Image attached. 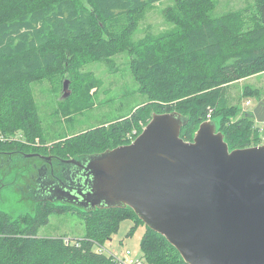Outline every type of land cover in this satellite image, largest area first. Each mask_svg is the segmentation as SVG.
I'll return each mask as SVG.
<instances>
[{
    "label": "trees",
    "instance_id": "1",
    "mask_svg": "<svg viewBox=\"0 0 264 264\" xmlns=\"http://www.w3.org/2000/svg\"><path fill=\"white\" fill-rule=\"evenodd\" d=\"M159 1L0 0V151H23L16 147L20 142L4 135L42 140L33 81L57 78L59 83L66 78L72 90L86 63L108 61L125 50L131 55L137 89L148 101L144 109L110 127L68 137L47 153L68 158L129 143L122 134L131 125L139 119L145 125L151 112L172 110L188 116L180 130L184 140H191L201 121L216 118L229 149L263 143L253 114L230 121L236 111L225 107L222 90L232 81L264 71V0H253L250 26L243 18L250 6L213 16L214 0H171L164 15L174 29L133 40L137 16ZM121 18L125 23L113 24ZM209 103L220 106L214 105L207 117ZM74 208L44 201L15 219L0 212V264H119L102 245L125 218L133 221L128 235L136 225H144L139 242L143 262L187 264L129 207L78 209L86 220V233L73 242L64 236L37 235L51 213Z\"/></svg>",
    "mask_w": 264,
    "mask_h": 264
},
{
    "label": "water",
    "instance_id": "2",
    "mask_svg": "<svg viewBox=\"0 0 264 264\" xmlns=\"http://www.w3.org/2000/svg\"><path fill=\"white\" fill-rule=\"evenodd\" d=\"M68 84L65 78L64 97ZM253 114L264 120V100ZM187 120L175 110L151 112L129 143L68 158L0 151V162L18 161L12 154L41 158L33 163L36 204L129 207L187 264H264V142L229 149L216 118L184 140Z\"/></svg>",
    "mask_w": 264,
    "mask_h": 264
},
{
    "label": "rangeland",
    "instance_id": "3",
    "mask_svg": "<svg viewBox=\"0 0 264 264\" xmlns=\"http://www.w3.org/2000/svg\"><path fill=\"white\" fill-rule=\"evenodd\" d=\"M214 3L213 16L250 6L249 11L243 14V18L247 26L252 25L253 0H214ZM170 5H172L171 0H162L147 6L141 15L137 16L132 39L143 40L174 29V25L164 15ZM112 22L123 24L125 20L121 18ZM130 60L131 55L125 50L111 56L108 61L100 59L86 63L79 70L78 75L76 74L72 90L68 84L66 97L63 96L61 89L62 80L59 83L57 78L33 81L31 89L41 120L42 140L40 138L26 140L22 136L16 137L14 133L4 137L20 142L21 145L16 147L26 154L36 153L33 151L47 153L55 150L56 146L65 142L68 137L91 128L101 126L107 128L130 118L133 112L138 114L148 101L137 89V83L130 68ZM223 88L222 95L226 99L224 105L228 110L236 111L230 120L235 122L246 114H253V108L257 102L264 100V71L232 81ZM220 94L221 90L218 92V95ZM214 105L216 108L220 106V104ZM214 105L207 104V111L209 108L211 111L215 110ZM144 123L139 119L136 125H131L122 134V139L131 141ZM256 124L260 127L261 140L264 142V120L256 121ZM10 156H18L19 160L6 164L0 162V212L15 219L19 215L32 212L36 202L42 196L34 187L39 174L33 167V163L39 165L42 160L38 157H22L15 154ZM132 226L131 219H123L117 231L103 243V251L114 254L117 258H126L125 251L129 250L128 257H140L139 242L144 233V225H136L132 233L128 235L127 232ZM85 233L86 220L77 208L51 213L48 222L37 230L38 236H64L65 240L70 242L82 238Z\"/></svg>",
    "mask_w": 264,
    "mask_h": 264
},
{
    "label": "built area",
    "instance_id": "4",
    "mask_svg": "<svg viewBox=\"0 0 264 264\" xmlns=\"http://www.w3.org/2000/svg\"><path fill=\"white\" fill-rule=\"evenodd\" d=\"M211 109L209 108L208 109V113H207V117L210 116V113H211ZM132 138V137H131ZM134 139V137L132 138V140ZM131 140V141H132ZM114 256V254H112ZM125 255H126V258H117L114 256V258L118 261L119 264H146L145 262H143L140 257H137V258H130L128 257L130 255V251L129 250H126L125 251Z\"/></svg>",
    "mask_w": 264,
    "mask_h": 264
},
{
    "label": "flooded vegetation",
    "instance_id": "5",
    "mask_svg": "<svg viewBox=\"0 0 264 264\" xmlns=\"http://www.w3.org/2000/svg\"><path fill=\"white\" fill-rule=\"evenodd\" d=\"M33 152H38V151H33ZM40 153H42V154H49V153H46V152H45V153H43V152H40Z\"/></svg>",
    "mask_w": 264,
    "mask_h": 264
}]
</instances>
